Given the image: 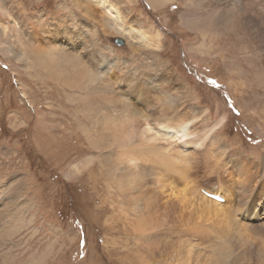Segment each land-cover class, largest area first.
Listing matches in <instances>:
<instances>
[{
  "label": "rangeland",
  "instance_id": "rangeland-1",
  "mask_svg": "<svg viewBox=\"0 0 264 264\" xmlns=\"http://www.w3.org/2000/svg\"><path fill=\"white\" fill-rule=\"evenodd\" d=\"M113 2L133 27L159 34V46L142 48L135 44L137 42H127L106 25L104 11L87 4L86 0H0V30L4 31H0V182H13L6 195L10 198L7 213L0 214V228L17 230L9 239L1 233L0 243L8 241L10 245L0 246V264H125L126 255L133 264H138L136 255L141 251L138 249L146 248L135 232V217L131 214V218L126 219L122 206L116 201V193L120 191L117 180L123 181L126 176L120 177L121 170L114 167L105 170L106 153L99 147L100 126L90 122L86 111L81 110L83 106L77 96L85 95L86 91L75 90L68 83V86L62 85L46 73L30 50L32 35L38 36L43 45L58 48L62 45L65 52L82 55L83 61L92 65L91 69L102 64L115 72L116 80L107 82L116 92H124L123 96L135 94V99H141L144 95L148 100L144 103L145 109L154 116L152 125L160 126L159 121L153 119L158 116L153 106L158 104L159 108L162 101H170L171 113L181 116L178 121L171 119L173 125L182 118L188 120L197 115L190 129L195 135L208 131L210 135L201 146L193 142L186 150H204L205 154L188 159L180 156L186 176L165 171V177L182 190L196 186L213 190L228 175L223 174L221 179L213 172L216 162L209 166L207 158L212 153L221 157L220 163L227 162L226 155L234 151L241 156L238 159L233 155L231 159L235 176L229 181L230 188L223 185L233 195V213L238 211L247 218L261 216L264 221V168H260L261 173L257 167L239 170L244 163L241 159L259 163L264 155V90L258 88L264 83L254 76L259 69L253 61L258 55L263 58L264 50L258 44L251 46L249 36L246 41L225 20L224 11L232 7L230 3L234 0ZM96 16L103 20L99 21ZM118 38L124 43L120 44ZM59 64L60 76L75 75L69 63L60 61ZM254 82L260 85L255 90L251 87ZM99 104L107 105L113 119L114 116L124 117L121 106L102 101ZM109 121L111 125L114 123ZM137 139L134 138L136 142ZM174 144V149L179 150L180 143L174 140ZM146 156L151 157V154ZM237 170L239 176L253 174L247 183L248 189L238 187ZM144 171L148 183L156 187V183L150 181V170ZM194 194L197 196L196 192ZM117 200L121 203L119 198ZM170 210H167L168 216L160 211L156 217L165 221L163 228L180 229L182 233L157 234L154 240H160L155 243L159 244L160 253L156 261L150 259L153 264H178L180 256L175 242L182 247L187 243V249L192 247L190 249L198 255L192 254L199 258L198 264L264 263L263 249L260 260L257 259L264 222L251 224L261 231L253 233L249 255L246 240H238L235 233L230 234L232 244L228 238H223L222 233L228 231L222 225L213 224V229L209 228L213 233L216 231L213 235L217 236L211 241L192 229L200 226L197 215L189 210L184 213L178 208ZM235 218L246 223L239 216ZM191 237L198 238L199 244L192 242ZM228 246L234 255L227 253L226 260ZM6 251L15 259L5 260L2 254Z\"/></svg>",
  "mask_w": 264,
  "mask_h": 264
},
{
  "label": "bare ground",
  "instance_id": "bare-ground-1",
  "mask_svg": "<svg viewBox=\"0 0 264 264\" xmlns=\"http://www.w3.org/2000/svg\"><path fill=\"white\" fill-rule=\"evenodd\" d=\"M86 3L89 5L92 4L95 5L96 7H100L104 11L103 18H104V22H106V25L112 28L113 30H115L117 33H120L123 36V38L127 40V42L129 41L131 44L137 42L135 44H138V46L142 48L143 47L149 48L150 46L154 48L159 46L160 43L159 34L153 35L151 33L144 32V30L140 29V27L139 28L133 27L131 24L128 23V21H126L127 19L125 13L120 9L119 6H117L113 2V0L112 1L86 0ZM230 4L232 7L224 11V18L225 20L228 21L230 27L237 34L241 35L246 41H247L246 37L248 35L249 36L248 40L251 39L252 42L251 46H253L254 44H258L262 46L263 47L262 49L264 50V0H234V2ZM82 6H84L88 10L90 9L92 10V8H88V5L82 4ZM95 9L96 8H94V10ZM94 10L93 12H97ZM98 20L100 21L101 18ZM0 31L4 32L2 30ZM38 38H39L38 36L34 38V36L32 35V37L29 40V42L32 43L30 44L31 45L30 50H33L36 58L38 57V60H40V63L44 66L46 73L62 85L64 84L67 85L68 83L71 84V86H74L75 90L82 89L86 91L85 95L77 96V98H80L78 99V101L81 102L80 106H83L81 110L86 111L85 115L90 119V122L94 124H98V126H100L98 131H99V136L100 138H102V140H101V145H99V147L100 149L102 148L104 153H106L104 156L105 170L106 167H114V169L121 170L120 177H123L124 179V177L126 176L123 181L119 179L117 180L118 181L117 185H119L120 191L116 193L117 194L116 196L117 198H119V201H121V203L118 202L117 198L116 201L119 204V207L122 206V212L126 219L131 218L129 217L131 214L133 218L134 217L136 218V220L134 218V221L137 223L135 227V232L138 236H140L143 239V243L145 244L144 246L146 247L145 249H141V248L138 249L137 247L138 250H141L140 251L141 254L138 252L139 254L136 255L137 262H139L140 264H142V262H144V264L154 263L150 259L153 260L156 259V257H158L157 256L158 253H160V247L158 246L159 244L158 245L155 244L157 243V241L159 242L160 240H154L157 234L166 233V234L174 235L175 233H179V234L182 233L181 231H179L180 229L171 228L170 230H168L167 228H163L164 227L163 222L165 221L161 220L159 216L156 217V214L159 215L160 211H162L165 215L168 216V214H170L169 211H171L170 209L176 210V208H178V210L180 209L183 213L184 211L189 210V212L192 215H197V220L200 221L198 224L200 226L199 227L197 226L195 228L192 227V229L196 230L199 236L203 235L202 238L210 239L212 241L213 240L212 238L217 237L216 235H213L216 231H214L213 233V231H211L209 228L213 229V224L222 225V228H225L228 231V233H224V232L222 233L223 238L225 239L228 238L229 243L232 244V237L230 234L235 233L234 236L235 237L238 236L237 237L238 240L247 241L248 244L247 250H248V254L250 255L251 246H252L251 242L253 241L252 240L253 233L255 232V234H258V231L259 232L261 231V230L257 231V229L251 224H261L264 221H261V216L257 218L254 217L247 218L245 217V215L244 217H242L240 212L238 211H235L233 213L235 209V207L233 208V197H232L233 195L230 194L231 192L226 190L223 187V185L227 188L231 187L229 181L232 182L231 180L232 176L233 175L235 176V170L233 166H231V159H233L232 157L233 155L236 156L237 154L234 151L229 152L226 155L227 162L223 161L222 163H220L221 162L220 156L218 157L217 155L215 154L213 155L211 152H208L211 153V157L207 158L208 161L207 164L209 166H212L211 163L216 162L215 165L212 166L213 172H216L215 174H217L220 177L225 173H227L228 175L227 176L228 178H226V180H222V182L220 181L221 185L218 188L211 190V189H205L204 187L202 188L201 186L199 187L196 186V188L189 187V189L182 190L181 188L177 187L173 182L169 181L170 179L168 180V178L165 177L164 172L175 171L179 174H182V176H186L184 169L185 166L180 156L185 157L184 159H188L191 156L193 157V156L205 154V152H203L204 150L202 151H198L196 149L194 151L190 149L189 151L186 150L190 147V143L193 142L201 146L202 141L210 135V131L205 132L201 136L195 135L194 132H192V130L190 129L194 121L197 119V115L193 117H188V120L182 118L180 122H177L178 124L176 123L175 125H173L171 124L172 123L171 119L174 118V121H178L180 120L181 116H178V114L175 112L171 113L172 111L171 107L173 106V104L172 103L168 104L170 101H162L159 108H158V104L153 106L158 113V116H156L153 119H157L159 121L158 124L160 126L152 125L151 117L154 116H151L149 114L150 112L148 113L147 111L148 109H145L144 103L145 101L148 100H146L147 98H145L144 95L142 94H141L142 96L140 95L141 99L139 98L135 99L134 97L135 94H131V95L129 94L130 96L127 95L123 96L124 92L121 91L116 92L115 90H113L112 86L107 82V81L111 82L112 79L116 80L115 72L112 73L110 69H108L107 67H103L102 64L97 66L95 65L96 69L94 68L91 69L90 67L92 65L91 66L87 65L86 62H84L83 59L81 58L82 55L65 52L63 49H61L62 45L61 48H58L57 45L54 46L55 44L53 45L54 47L43 45L40 43V41H38L39 40ZM60 61L69 63L73 67L72 71L75 75L72 73V75L74 76H70L69 74H64L60 76L59 75L61 70L59 64ZM253 61L257 63L258 66L256 68L259 69L258 72H255L254 76L256 77L257 80L260 79V83H264V56L263 58L262 57L260 58L258 55L255 57ZM104 63L105 61L103 62V64ZM252 68L253 67L251 66V69ZM258 84L254 82L253 86H251L252 89L255 90V88L260 86ZM258 88L261 89L263 88L264 90L263 85ZM101 101L104 103H108V105L121 106L124 111L123 112L124 117L114 116L113 119L112 111L106 108L107 105L102 106V104H99V102ZM109 119H111L114 122L112 125L109 123L111 122L109 121ZM136 137H138L137 142L134 140V138ZM174 140H176L178 144L180 143L178 145L179 150L174 149L175 147ZM141 153L142 155H140ZM149 153L151 154V157L147 158L146 155H148ZM237 156L238 159L241 157V156L239 157V155ZM241 160H243L244 162L243 165L245 166V168L243 167V165H241L239 170L242 169L251 170V168L257 167L259 173L260 168L261 169L264 168V155L263 158L259 161V163H256L255 160L252 161L247 158H243ZM158 168H160L161 171H159ZM144 170H146L147 172L148 170H150V174H149L151 177L150 181H152L153 184L156 183V187L153 188L151 187L152 185L148 183L149 181L146 178V173ZM249 174L243 173L242 174L243 176H239L237 170L236 176L239 180L238 187L240 189L244 188V186L245 187L247 186L246 187L247 189L249 188L250 185H247V183L251 181L253 177V174L250 175ZM12 187H13V182H11V180L0 182V214H3L5 212L7 213V210L9 208L8 201L10 200V198H8L6 195L8 193V190H11ZM222 188L225 189V191L222 190ZM195 192L197 196H194ZM209 194L221 200L212 198ZM164 198L166 199L162 201L161 199ZM126 206L130 208L126 209ZM168 209L169 211H167ZM181 211H179V213ZM253 215H255V213H253ZM235 216H239V219L241 221H245L246 223L248 221L250 222H248L249 224L241 223L238 219L235 218ZM169 217L171 216L169 215ZM180 222L182 224V221ZM18 230H20V228ZM226 230L223 229L222 231H226ZM182 231H184V229ZM187 231L188 230H186L185 232ZM16 232H17L16 229L15 231L11 232L8 227H4L3 229H1L0 236L1 233H5L6 237L9 239L14 237V234ZM189 233L193 234L194 232L191 233L190 231ZM193 235H195V233ZM219 235L221 236V234ZM176 238L174 237V239ZM174 239L171 240L174 241ZM225 239L223 240L225 241ZM179 240L181 241V239ZM182 240L184 239L182 238ZM218 240H219L218 242L220 243V239ZM9 241L11 242V239ZM185 241L186 240H184V242ZM191 241L195 243L197 242L196 244H199V239L196 237H191ZM7 242L8 241L0 243V246H2L3 248V246L10 245ZM175 243H174V245L176 246L175 250L177 252V255L180 256V261L178 260L179 262L178 264H198L196 262H198L199 258L195 257V256L198 257V255L196 253H195L196 255L194 254L195 250L192 251L190 249L192 247H189L187 249V247L189 246L187 245V243L185 244L186 247L184 245H183L184 247H182L179 244L181 246L180 247ZM259 246L260 248L258 249V253H257L258 261L260 260L261 250L262 249L264 250V235L259 241ZM163 248L165 247L163 246ZM216 248L214 249L216 250ZM227 248L228 251L230 249V252L225 251L226 255L224 259L226 260L229 257L227 253H231L232 256L234 255L231 252L232 248L229 246ZM175 250L173 252H175ZM161 253L165 254L162 251ZM192 254H194L195 256H193ZM2 255H4V259L8 261H10V259H15V256L13 255L14 258L11 257V255L7 251L4 252ZM126 256L128 257V255ZM133 257L135 258V256ZM126 258L123 259V262L125 264H133L131 262L132 261L131 259L128 258L126 259ZM148 260L151 262H149ZM175 261H177V259Z\"/></svg>",
  "mask_w": 264,
  "mask_h": 264
},
{
  "label": "water",
  "instance_id": "water-1",
  "mask_svg": "<svg viewBox=\"0 0 264 264\" xmlns=\"http://www.w3.org/2000/svg\"><path fill=\"white\" fill-rule=\"evenodd\" d=\"M117 41L120 43V44H123L124 43V41H122L121 39H117Z\"/></svg>",
  "mask_w": 264,
  "mask_h": 264
}]
</instances>
